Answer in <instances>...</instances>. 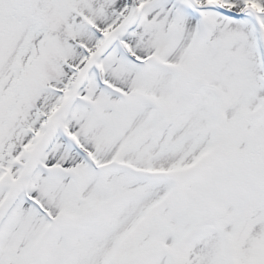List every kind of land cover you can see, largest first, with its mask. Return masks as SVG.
I'll return each instance as SVG.
<instances>
[{"label": "snow or ice", "instance_id": "snow-or-ice-1", "mask_svg": "<svg viewBox=\"0 0 264 264\" xmlns=\"http://www.w3.org/2000/svg\"><path fill=\"white\" fill-rule=\"evenodd\" d=\"M0 264H264V0H0Z\"/></svg>", "mask_w": 264, "mask_h": 264}]
</instances>
